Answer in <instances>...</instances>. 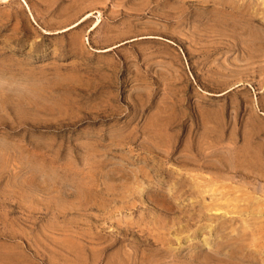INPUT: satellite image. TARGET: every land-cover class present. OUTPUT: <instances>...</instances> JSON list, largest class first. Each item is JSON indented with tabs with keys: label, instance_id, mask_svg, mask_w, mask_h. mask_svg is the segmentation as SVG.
<instances>
[{
	"label": "rangeland",
	"instance_id": "obj_1",
	"mask_svg": "<svg viewBox=\"0 0 264 264\" xmlns=\"http://www.w3.org/2000/svg\"><path fill=\"white\" fill-rule=\"evenodd\" d=\"M0 264H264V0H0Z\"/></svg>",
	"mask_w": 264,
	"mask_h": 264
},
{
	"label": "bare ground",
	"instance_id": "obj_2",
	"mask_svg": "<svg viewBox=\"0 0 264 264\" xmlns=\"http://www.w3.org/2000/svg\"><path fill=\"white\" fill-rule=\"evenodd\" d=\"M84 20V19H83ZM83 20H81V21H83ZM80 22H78V24H79ZM225 23V22H224ZM77 25V23L76 24H74V25H72V26H70L69 28H71V27H74V26H76ZM258 38V37H257ZM248 39V38H247ZM255 39V38H254ZM261 43V42H260ZM255 44V43H254ZM245 50V49H244ZM253 54V53H252Z\"/></svg>",
	"mask_w": 264,
	"mask_h": 264
}]
</instances>
